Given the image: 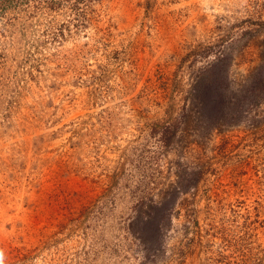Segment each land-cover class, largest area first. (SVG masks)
I'll return each mask as SVG.
<instances>
[{
  "label": "rangeland",
  "instance_id": "rangeland-1",
  "mask_svg": "<svg viewBox=\"0 0 264 264\" xmlns=\"http://www.w3.org/2000/svg\"><path fill=\"white\" fill-rule=\"evenodd\" d=\"M56 1L0 12V264H264V0Z\"/></svg>",
  "mask_w": 264,
  "mask_h": 264
},
{
  "label": "trees",
  "instance_id": "trees-1",
  "mask_svg": "<svg viewBox=\"0 0 264 264\" xmlns=\"http://www.w3.org/2000/svg\"><path fill=\"white\" fill-rule=\"evenodd\" d=\"M74 1L78 2L79 0H74ZM23 2H40L41 4H44L48 8H54V5L56 4L57 1L56 0H0V12H3L9 6L18 5V4H21ZM73 5H75V4H73ZM260 24L264 25V20H261ZM212 70H213V72L217 71V74L215 76L217 77L218 81L222 80V83L224 82V86H223V84H222V86H219L218 81L216 83L212 82V84H211V87H213L214 90L210 91V94L212 95V100L217 102V101L221 100L220 98H223V94L219 93V90L222 91V93L225 92V90H226L225 81H223V78H227V75L225 77V70H224V75H223V68L221 69V67L216 65V63L209 65V67H207L204 70L203 74H207L208 76H210L212 74L211 77H213ZM214 79H216V78H214Z\"/></svg>",
  "mask_w": 264,
  "mask_h": 264
}]
</instances>
